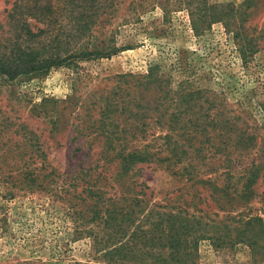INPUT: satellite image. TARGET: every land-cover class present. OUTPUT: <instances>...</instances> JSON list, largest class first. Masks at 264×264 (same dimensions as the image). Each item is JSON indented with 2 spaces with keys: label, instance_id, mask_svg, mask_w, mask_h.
I'll use <instances>...</instances> for the list:
<instances>
[{
  "label": "rangeland",
  "instance_id": "obj_1",
  "mask_svg": "<svg viewBox=\"0 0 264 264\" xmlns=\"http://www.w3.org/2000/svg\"><path fill=\"white\" fill-rule=\"evenodd\" d=\"M13 1L0 0V24ZM110 1L79 45L114 54L0 78L1 142L35 137L56 181L0 183V264H264V180L250 175L264 164V0ZM158 77L201 91L207 113L168 123ZM180 136L185 154L167 142ZM121 152L137 154L126 173ZM173 240L188 256L169 255Z\"/></svg>",
  "mask_w": 264,
  "mask_h": 264
},
{
  "label": "trees",
  "instance_id": "obj_2",
  "mask_svg": "<svg viewBox=\"0 0 264 264\" xmlns=\"http://www.w3.org/2000/svg\"><path fill=\"white\" fill-rule=\"evenodd\" d=\"M58 0H14L7 14V20L4 25L0 24V30L7 27L5 31L6 36L0 38V78L6 83H12L20 77H40L45 75L54 67H60L62 64L68 63L77 57L94 58H108L116 52L113 50H105L98 48L95 44L79 43L87 36H91L89 32L91 27L95 25L97 16L100 10L106 6L110 8L112 1L110 0H70L68 4V16L70 17V27L63 29L59 26V8L57 5ZM31 20L42 25V28L35 26ZM194 23V27L196 28ZM197 29V28H196ZM63 30L64 34L59 35L56 31ZM88 38V37H87ZM75 47V49H74ZM158 77L154 83L157 82L158 86L163 83L160 88L163 91V98H167V120L172 124L174 121L181 122L183 127H187V123L183 121L186 116L196 114L197 116L205 115L209 108H203L197 101L201 99V91H189L186 88L179 86L176 91H173L169 85L170 80L167 77V85L165 80H160ZM167 87V90H165ZM190 102H194L191 104ZM162 107H154L148 111L155 113L158 120L162 117L158 115ZM204 113V114H203ZM190 122V121H189ZM169 124V129H170ZM196 126V125H194ZM225 126V125H224ZM212 127L216 128L215 124ZM18 133V132H16ZM193 131L191 125L184 134L186 139L192 140ZM181 136L176 140L175 138L167 137L169 140H174L172 144L177 147L180 153H186L185 144H181ZM36 142L35 137L28 136L24 141H5L0 140V183L7 190L12 188H19L25 192H49L52 183H55V170L51 169L49 172V164L46 163L47 156L41 150L39 144ZM176 140V141H175ZM264 149V140L262 142ZM120 158L119 165H121V172L126 173L130 170L135 163L137 154L122 152L118 155ZM174 157V156H173ZM169 159H167L168 161ZM146 161V160H144ZM173 164V162H172ZM251 176H261L264 180V173L259 174L264 170V164H257L252 166ZM125 170V171H123ZM120 172V171H119ZM101 175L103 172H99ZM120 173H116L119 176ZM104 178V176H103ZM82 179H84L82 177ZM254 180H249L253 183ZM246 183L239 199H244L249 196V186ZM94 183L89 180L87 186L91 187ZM100 189V185L97 186ZM7 194L10 195L8 192ZM171 223L172 219H171ZM174 238L177 235L174 225L169 226ZM173 240L169 244L171 248L169 255L174 259L175 256H188L182 247L181 242ZM167 242V238H166ZM167 244L164 245V248ZM157 260H163L161 256L156 255Z\"/></svg>",
  "mask_w": 264,
  "mask_h": 264
}]
</instances>
